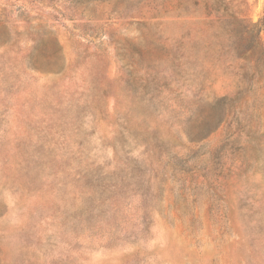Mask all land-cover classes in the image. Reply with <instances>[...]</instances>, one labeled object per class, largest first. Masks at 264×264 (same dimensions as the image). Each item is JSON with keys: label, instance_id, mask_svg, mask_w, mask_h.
<instances>
[{"label": "rangeland", "instance_id": "rangeland-1", "mask_svg": "<svg viewBox=\"0 0 264 264\" xmlns=\"http://www.w3.org/2000/svg\"><path fill=\"white\" fill-rule=\"evenodd\" d=\"M264 0H0V264H264Z\"/></svg>", "mask_w": 264, "mask_h": 264}, {"label": "trees", "instance_id": "trees-1", "mask_svg": "<svg viewBox=\"0 0 264 264\" xmlns=\"http://www.w3.org/2000/svg\"><path fill=\"white\" fill-rule=\"evenodd\" d=\"M263 23H264V18H263Z\"/></svg>", "mask_w": 264, "mask_h": 264}]
</instances>
